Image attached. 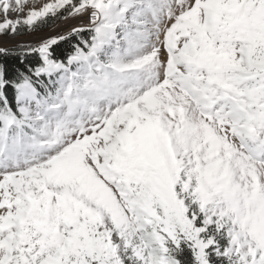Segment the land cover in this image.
Masks as SVG:
<instances>
[{
	"label": "snow or ice",
	"instance_id": "1",
	"mask_svg": "<svg viewBox=\"0 0 264 264\" xmlns=\"http://www.w3.org/2000/svg\"><path fill=\"white\" fill-rule=\"evenodd\" d=\"M0 264H264V0H0Z\"/></svg>",
	"mask_w": 264,
	"mask_h": 264
},
{
	"label": "rangeland",
	"instance_id": "2",
	"mask_svg": "<svg viewBox=\"0 0 264 264\" xmlns=\"http://www.w3.org/2000/svg\"><path fill=\"white\" fill-rule=\"evenodd\" d=\"M26 39H30V37H26Z\"/></svg>",
	"mask_w": 264,
	"mask_h": 264
}]
</instances>
